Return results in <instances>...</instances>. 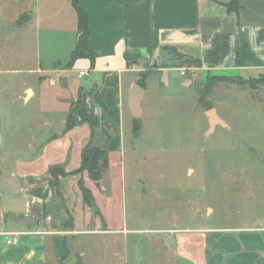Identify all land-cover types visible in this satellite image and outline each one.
<instances>
[{"label": "crops", "instance_id": "obj_1", "mask_svg": "<svg viewBox=\"0 0 264 264\" xmlns=\"http://www.w3.org/2000/svg\"><path fill=\"white\" fill-rule=\"evenodd\" d=\"M79 3L89 17L94 65L80 58L68 66L78 25L71 0H0V264H49L51 257L53 264H59L68 255L69 242L78 244L82 235H125L123 157L126 110L132 116L129 90L138 83L133 74L146 76L178 68L181 72L182 66L165 63L173 53L164 47L199 59V66L192 68L202 79L208 75L246 79L264 73V0ZM15 40L21 45L12 49ZM127 51L139 54L131 66ZM19 58L30 67L9 62ZM24 72L38 76L17 80ZM45 91L58 98L52 97L55 108L47 111L52 118H45V108L33 113L28 125L37 119L41 123L30 127L25 153H19L17 143L11 142L18 137L17 127L11 130L10 143L6 138L4 108L39 100ZM61 99L67 103L62 110ZM78 100L75 124L66 130L68 115ZM10 117L14 119L13 111ZM89 142L109 152L110 167L100 184L86 172H76ZM58 164L68 174L56 182L49 167ZM81 179L102 216L84 204ZM20 215L32 216L36 223L17 220ZM7 233H18L17 241L8 243L12 236ZM167 239L186 264H264V225L185 229ZM165 242H160L161 247ZM128 252L129 248L127 259Z\"/></svg>", "mask_w": 264, "mask_h": 264}, {"label": "rangeland", "instance_id": "obj_2", "mask_svg": "<svg viewBox=\"0 0 264 264\" xmlns=\"http://www.w3.org/2000/svg\"><path fill=\"white\" fill-rule=\"evenodd\" d=\"M12 45L15 49L21 43L15 40ZM170 58L164 60L166 64L187 69L183 58L176 54ZM25 61L9 62L27 69ZM34 76L38 74L24 72L17 80ZM133 76L145 83L147 94L139 132L127 110L124 122L128 231L82 235L78 244L69 242L68 255L59 264H186L177 257L168 236L185 229L264 225V82L256 88L217 83L206 93L208 76L202 79L191 71L184 76L179 68ZM44 84L52 89L47 81ZM47 93L28 104L4 108L5 135L10 143L11 130L17 127L18 137L11 142L17 143L19 153H25L30 127L40 122L28 125L33 113L45 108V118H50L48 112L55 108V97ZM59 104L61 110L67 105L63 99ZM209 104L225 126L219 124L210 131ZM164 239L172 245L165 242L161 247Z\"/></svg>", "mask_w": 264, "mask_h": 264}, {"label": "trees", "instance_id": "obj_3", "mask_svg": "<svg viewBox=\"0 0 264 264\" xmlns=\"http://www.w3.org/2000/svg\"><path fill=\"white\" fill-rule=\"evenodd\" d=\"M71 3L73 7L75 8L77 12V18H78V25H77V40H76V47L73 50L71 54L70 61L68 63V66H72L74 62L80 58H88L91 61V64H95V53L89 46V37H90V24H89V17L86 11L81 7L79 0H71ZM23 20V17L22 19ZM170 50L171 53L176 54L178 57H181L184 59V61L188 64L189 67H192L193 65L199 66L200 60L186 56L185 54L177 51L175 47H164V50ZM139 57V54L132 53L127 51L126 52V58L128 65L131 66L134 63L137 62V58ZM207 87L206 93H209L211 90V87L217 83H228V82H238L242 85H249L252 88H256V86L260 82H264V75H262L260 78H249L244 79L242 77L237 76H212L208 75L207 80ZM140 85L145 87L144 82L138 81ZM80 104V100H78L76 103L72 105L71 111L68 115V119L66 122V130L71 129L75 122H74V109L77 105ZM207 109L212 108V106L209 104ZM134 126H135V132H139L141 129V121L134 119ZM110 167V158H109V152L101 147L94 146L92 142H89L82 150V156H81V166L80 169L76 172H86L89 179L94 181L96 184H100L101 180L104 178V175L108 171ZM75 172V173H76ZM49 173L55 178L56 182L59 180L60 176L67 175L68 172H66L64 165L58 164V165H51L49 167ZM79 188L82 192V198L85 205L92 208L94 212L102 216L100 209L98 208L94 195L92 191L85 185V181L83 179L79 182Z\"/></svg>", "mask_w": 264, "mask_h": 264}, {"label": "water", "instance_id": "obj_4", "mask_svg": "<svg viewBox=\"0 0 264 264\" xmlns=\"http://www.w3.org/2000/svg\"><path fill=\"white\" fill-rule=\"evenodd\" d=\"M145 99V87L140 85L139 83H134L129 90V99L128 106L132 117L137 120H142L144 115L143 110V101ZM207 116L210 123V131L213 130L216 125L225 126V121L218 115L217 110L215 108H210L207 110ZM25 220L29 225H34L36 223V219L32 216L28 215H20L17 217V220Z\"/></svg>", "mask_w": 264, "mask_h": 264}, {"label": "built area", "instance_id": "obj_5", "mask_svg": "<svg viewBox=\"0 0 264 264\" xmlns=\"http://www.w3.org/2000/svg\"><path fill=\"white\" fill-rule=\"evenodd\" d=\"M190 71H191L193 76H196L194 68H187V69L183 68L181 70V73H182V75H187ZM84 74H85V71H80V75H84ZM7 234L12 236V238L8 239V243H14L17 241V237L19 235L18 233H12V234L7 233Z\"/></svg>", "mask_w": 264, "mask_h": 264}]
</instances>
